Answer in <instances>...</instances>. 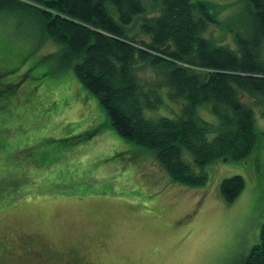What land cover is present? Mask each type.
<instances>
[{
	"label": "rangeland",
	"instance_id": "374dc122",
	"mask_svg": "<svg viewBox=\"0 0 264 264\" xmlns=\"http://www.w3.org/2000/svg\"><path fill=\"white\" fill-rule=\"evenodd\" d=\"M141 1L145 13L126 31L136 39L144 32L137 20L159 14V1ZM208 1L217 13L205 37L229 48L238 34L253 38L245 0ZM61 48L28 9L0 10V264H23L29 243L60 257L29 264H66L72 248L83 264H241L264 224V104L241 94L258 134L249 155L200 167L183 149L207 176L200 187L183 185L152 150L116 132L98 97L60 67ZM135 73L141 84L156 77L148 67ZM162 99L143 109L147 118L179 114L166 88ZM232 175L244 188L227 202L220 183Z\"/></svg>",
	"mask_w": 264,
	"mask_h": 264
},
{
	"label": "trees",
	"instance_id": "16d2710c",
	"mask_svg": "<svg viewBox=\"0 0 264 264\" xmlns=\"http://www.w3.org/2000/svg\"><path fill=\"white\" fill-rule=\"evenodd\" d=\"M157 1L158 15L137 20L144 30L139 39L126 31L135 26L136 15L145 13L141 0H0V10L22 7L39 17L45 34L62 47L60 67H72L98 97L116 132L152 150L175 182L200 187L207 176L183 160V149L201 167L215 159L245 158L256 144L254 113L241 94L264 104V0H245L253 38L238 34L235 48L203 35L217 13L211 1ZM147 67L156 77L141 84L135 71ZM164 88L179 114L147 118L143 109L160 104ZM200 109L213 114L216 122L205 120ZM243 188L240 175L220 183L227 202ZM47 249L42 245L34 252L45 260L60 258L56 250L51 255ZM69 259L70 264H83L73 248ZM241 264H264V224L259 243Z\"/></svg>",
	"mask_w": 264,
	"mask_h": 264
},
{
	"label": "flooded vegetation",
	"instance_id": "af4514ba",
	"mask_svg": "<svg viewBox=\"0 0 264 264\" xmlns=\"http://www.w3.org/2000/svg\"><path fill=\"white\" fill-rule=\"evenodd\" d=\"M42 245H44V244H42ZM42 245L33 244V243L32 244H30V243L27 244L26 247H24L25 250L23 251L22 256H20V257H24V256L27 257L28 260H26L24 263H27V261H28V264H29V261H32V260H36L38 262H41L42 260H45V257L42 256L41 253H40V255L39 254L36 255V253H34V251H38L39 252ZM67 258L68 259L65 260L66 264H70L71 263L70 259H69V257H67ZM21 261L22 260H20V262Z\"/></svg>",
	"mask_w": 264,
	"mask_h": 264
}]
</instances>
